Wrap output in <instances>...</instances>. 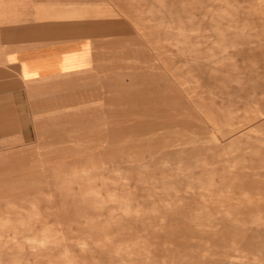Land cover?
Masks as SVG:
<instances>
[{"label": "rangeland", "instance_id": "374dc122", "mask_svg": "<svg viewBox=\"0 0 264 264\" xmlns=\"http://www.w3.org/2000/svg\"><path fill=\"white\" fill-rule=\"evenodd\" d=\"M99 17L98 98L45 82L4 115L0 264H264V0Z\"/></svg>", "mask_w": 264, "mask_h": 264}, {"label": "crops", "instance_id": "0c3cea01", "mask_svg": "<svg viewBox=\"0 0 264 264\" xmlns=\"http://www.w3.org/2000/svg\"><path fill=\"white\" fill-rule=\"evenodd\" d=\"M99 2L0 0V132L4 115L25 113L36 84L98 98L100 61L115 45V21L99 17Z\"/></svg>", "mask_w": 264, "mask_h": 264}]
</instances>
